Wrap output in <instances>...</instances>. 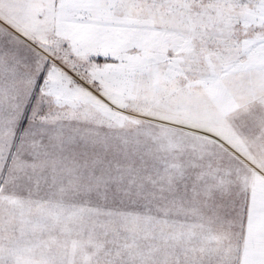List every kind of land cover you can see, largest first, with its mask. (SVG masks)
Here are the masks:
<instances>
[{"label": "rangeland", "instance_id": "1", "mask_svg": "<svg viewBox=\"0 0 264 264\" xmlns=\"http://www.w3.org/2000/svg\"><path fill=\"white\" fill-rule=\"evenodd\" d=\"M237 16L253 18L214 0L187 23L88 26L90 51L123 59L95 73L104 99L81 90L96 150L81 158L80 200L51 203L43 217L0 214V260L238 264L242 226L229 201L264 189V43L237 45ZM5 70L1 99L16 77L30 81Z\"/></svg>", "mask_w": 264, "mask_h": 264}, {"label": "snow or ice", "instance_id": "2", "mask_svg": "<svg viewBox=\"0 0 264 264\" xmlns=\"http://www.w3.org/2000/svg\"><path fill=\"white\" fill-rule=\"evenodd\" d=\"M212 2L214 0H47L54 20L56 14H65L63 18L72 24H94L101 29L132 28L137 26L134 21L156 16L187 23L203 17L206 5ZM222 2L237 11L252 14V19L237 16L230 22L231 39L237 45L250 38L264 43V0ZM39 18L43 19L44 14ZM98 35L103 36V31ZM53 37L51 42L45 43L38 33L21 30L0 14V70L26 68L32 85L18 116L13 109L5 111L0 105V157L4 159L5 171L14 163L34 164L37 159L79 161L96 150L86 130L78 126L66 129L63 124L46 125L49 113L46 105L39 102L42 96L50 95L47 89L51 77H58L70 92L84 90L104 99L95 73L107 65L122 62L123 57L119 53L90 51L87 43L72 36L58 35L55 29ZM19 100L16 96L15 101ZM229 205L230 214L239 219L243 227L248 215L246 194L234 196ZM0 264L8 262L0 260Z\"/></svg>", "mask_w": 264, "mask_h": 264}, {"label": "crops", "instance_id": "3", "mask_svg": "<svg viewBox=\"0 0 264 264\" xmlns=\"http://www.w3.org/2000/svg\"><path fill=\"white\" fill-rule=\"evenodd\" d=\"M44 18L40 19V14ZM0 14L27 33H38L45 43L51 42L53 29L56 34L72 36L80 41L95 40L90 35L88 26L75 25L63 18L65 14H56L53 19L47 0H2ZM99 19V16H97ZM97 26V25H96ZM88 32V34L84 33ZM11 75L27 74V69L13 67L4 71ZM9 83L7 95L0 98V105L7 111L13 109L17 116L23 111V104L31 90L29 83L16 81ZM48 86V96H42L39 103L46 105L49 113L45 123L48 126L71 128L78 126L82 129V122L89 126L90 103H83L81 90L70 92L58 77H51ZM25 90L19 94L16 90ZM15 90V91H14ZM16 96H25L17 103ZM82 107L87 113L88 120L82 119ZM84 126L86 130L87 127ZM6 154V149L4 150ZM4 159L0 157V214L16 218L25 216L43 217V212L55 209L54 202H74L80 200L82 169L79 161H61L37 159L35 163H14L5 171ZM89 172V170H88ZM264 187V183L261 184ZM248 201L247 223L242 227L241 249L238 264H264V189H254L246 194ZM46 204L45 206L43 205ZM55 206V205H52ZM56 211V210H55ZM54 211V212H55ZM55 216V213H52Z\"/></svg>", "mask_w": 264, "mask_h": 264}]
</instances>
